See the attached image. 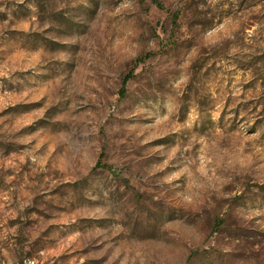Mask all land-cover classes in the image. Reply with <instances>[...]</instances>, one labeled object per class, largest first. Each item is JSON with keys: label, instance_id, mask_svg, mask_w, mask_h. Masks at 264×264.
<instances>
[{"label": "rangeland", "instance_id": "374dc122", "mask_svg": "<svg viewBox=\"0 0 264 264\" xmlns=\"http://www.w3.org/2000/svg\"><path fill=\"white\" fill-rule=\"evenodd\" d=\"M0 264H264V0H0Z\"/></svg>", "mask_w": 264, "mask_h": 264}, {"label": "trees", "instance_id": "16d2710c", "mask_svg": "<svg viewBox=\"0 0 264 264\" xmlns=\"http://www.w3.org/2000/svg\"><path fill=\"white\" fill-rule=\"evenodd\" d=\"M129 79H130V75H128V76L125 78V80H124V85H123V88H122V93L125 92L126 85H127L128 81H129ZM105 165H106V164H102L101 161H100L99 164H98V166H105ZM106 166H107V165H106Z\"/></svg>", "mask_w": 264, "mask_h": 264}]
</instances>
